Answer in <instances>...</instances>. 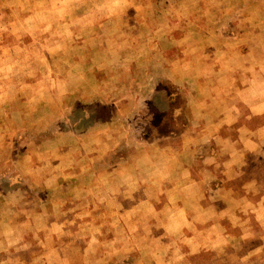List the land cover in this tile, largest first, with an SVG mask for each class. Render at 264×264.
Masks as SVG:
<instances>
[{
  "label": "rangeland",
  "instance_id": "obj_1",
  "mask_svg": "<svg viewBox=\"0 0 264 264\" xmlns=\"http://www.w3.org/2000/svg\"><path fill=\"white\" fill-rule=\"evenodd\" d=\"M0 264H264V0H0Z\"/></svg>",
  "mask_w": 264,
  "mask_h": 264
}]
</instances>
